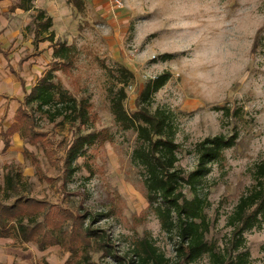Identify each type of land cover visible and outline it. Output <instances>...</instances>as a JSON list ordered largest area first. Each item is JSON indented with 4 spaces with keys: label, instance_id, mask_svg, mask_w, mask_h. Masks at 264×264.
Segmentation results:
<instances>
[{
    "label": "rangeland",
    "instance_id": "rangeland-1",
    "mask_svg": "<svg viewBox=\"0 0 264 264\" xmlns=\"http://www.w3.org/2000/svg\"><path fill=\"white\" fill-rule=\"evenodd\" d=\"M2 6L0 44L8 52V60L0 52V131L15 120L24 96V87L11 73L8 61L24 78L28 90L51 67L50 41H34L33 17L38 9H44L53 18L56 38L80 49L76 74L99 114L95 128L110 127L117 142L100 150L91 148L89 161L95 173L86 167L77 171L64 197L58 183L39 179L32 157L24 153H33L47 176L59 177L60 171L41 146L29 144L16 133L5 150V138L0 135V183L4 182L6 166L11 165L31 182L25 191L30 196L64 207L89 206L98 214L111 209L96 226L108 229L122 251L128 250L131 236L148 231L159 248L174 257L178 239L162 230L153 213L133 226L132 216L148 210L149 203L130 160L135 133L119 130L108 108L111 80L105 66L120 63L134 72L135 78L127 87L128 109L135 108L136 98L149 79L169 71L172 76L156 92L154 107H166L175 114L181 168L196 166L193 149L198 141L219 133L239 134L237 144L225 151V165L214 164L206 180L212 222L208 238L223 244L230 231L227 214L253 184V165L264 159V44L255 48L257 32L264 24V0H85L83 12L67 0H34L33 8L24 12L29 24L21 34L11 29L16 15L10 9L5 12ZM164 54L173 56L163 59ZM57 74L72 89L69 79L60 71ZM224 106L237 112L227 118L221 109ZM62 120L59 117L50 122L41 117L43 129L57 140L55 145L78 132ZM88 130L81 129L83 133ZM59 150L63 153L64 145ZM84 159L80 157L78 162L82 164ZM185 192L193 196L189 188ZM245 236L252 264H264V227ZM101 254L93 252L92 260L113 261L102 259ZM80 258L59 245L40 250L33 242L20 244L0 237V264H79ZM200 263L207 264L208 259Z\"/></svg>",
    "mask_w": 264,
    "mask_h": 264
},
{
    "label": "trees",
    "instance_id": "trees-1",
    "mask_svg": "<svg viewBox=\"0 0 264 264\" xmlns=\"http://www.w3.org/2000/svg\"><path fill=\"white\" fill-rule=\"evenodd\" d=\"M34 0H16L10 7L30 10ZM78 11L85 9V0H67ZM35 43L49 40L53 48L51 67L37 83L27 90L25 80L18 70L8 61L11 73L24 87V96L16 110L15 120L8 128L0 131L5 138V150L10 147L11 137L18 133L31 145L41 146L51 163L60 171L59 177L47 176L37 157H32L39 179L59 184L64 194L77 171L86 167L91 174L95 169L89 161L91 148L100 150L107 143L116 144V133L110 127L95 128L99 114L90 96L83 93L79 75L76 74L80 59V49L75 43L56 38L53 18L44 9L34 14ZM264 44V24L255 38V48ZM0 52L8 60V52L0 44ZM164 54L163 59L172 57ZM28 56L22 58L24 63ZM111 84L108 87V108L115 125L123 132L135 133V142L131 153V164L140 175V189L149 205L148 210L133 215V226L145 222L148 213H153L163 231L171 238L177 237L175 256L168 257L156 244L148 231L129 239V248L122 251L119 244L106 228L96 226L100 217H108L111 209L97 213L89 206L54 204L30 196L25 191L31 182L11 165H7L3 184L0 183V237L12 238L16 243L33 242L40 250L59 245L72 255H80L79 264H252L251 252L247 246L245 234L264 227V159L256 162L251 175L253 184L240 196L231 212L227 214L226 226L230 228L223 244L210 240L212 222L208 215L211 206L206 189L207 176L214 164L225 165V151L237 144L239 134L219 133L198 141L193 149L196 166L184 170L179 166L180 144L177 141L178 124L173 111L156 106L155 94L171 78L169 71H163L149 79L135 101V108L125 105L127 87L135 74L127 66L116 64L105 66ZM65 75L72 89L68 88L61 76ZM220 109V108H219ZM227 118L232 117L230 106L221 108ZM232 112V113H231ZM41 117L54 122L62 117L76 127L78 132L70 140H61L57 145L47 130L43 129ZM82 128H89L85 133ZM65 147L63 153L59 148ZM85 157L84 162H78ZM189 188L193 196L185 190ZM65 199V198H63ZM93 252H101V258L113 261H94Z\"/></svg>",
    "mask_w": 264,
    "mask_h": 264
},
{
    "label": "crops",
    "instance_id": "crops-1",
    "mask_svg": "<svg viewBox=\"0 0 264 264\" xmlns=\"http://www.w3.org/2000/svg\"><path fill=\"white\" fill-rule=\"evenodd\" d=\"M12 5H13L12 0H1L0 1V6L4 7L5 12L8 11V9H10ZM25 11L26 10H23V9H17L15 11H12L13 14L16 15V22L14 23V27H11V29H13L15 33L18 32L21 34L22 31H24V28L29 24V22L25 20V13H24ZM17 16L19 18H17Z\"/></svg>",
    "mask_w": 264,
    "mask_h": 264
},
{
    "label": "built area",
    "instance_id": "built-area-1",
    "mask_svg": "<svg viewBox=\"0 0 264 264\" xmlns=\"http://www.w3.org/2000/svg\"><path fill=\"white\" fill-rule=\"evenodd\" d=\"M117 3H119V1H117Z\"/></svg>",
    "mask_w": 264,
    "mask_h": 264
}]
</instances>
